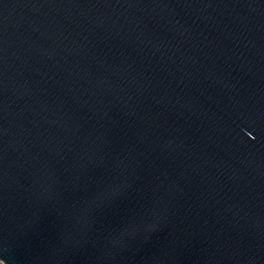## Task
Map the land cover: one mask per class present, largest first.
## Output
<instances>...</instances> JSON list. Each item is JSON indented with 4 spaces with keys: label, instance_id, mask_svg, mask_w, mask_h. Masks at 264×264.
<instances>
[{
    "label": "water",
    "instance_id": "95a60500",
    "mask_svg": "<svg viewBox=\"0 0 264 264\" xmlns=\"http://www.w3.org/2000/svg\"><path fill=\"white\" fill-rule=\"evenodd\" d=\"M3 264H264V0H0Z\"/></svg>",
    "mask_w": 264,
    "mask_h": 264
},
{
    "label": "rangeland",
    "instance_id": "374dc122",
    "mask_svg": "<svg viewBox=\"0 0 264 264\" xmlns=\"http://www.w3.org/2000/svg\"><path fill=\"white\" fill-rule=\"evenodd\" d=\"M0 264H3V263L0 261Z\"/></svg>",
    "mask_w": 264,
    "mask_h": 264
}]
</instances>
